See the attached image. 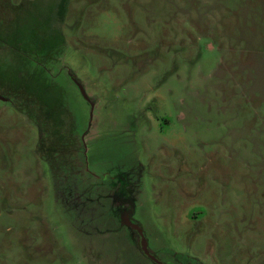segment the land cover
<instances>
[{
  "label": "rangeland",
  "instance_id": "rangeland-1",
  "mask_svg": "<svg viewBox=\"0 0 264 264\" xmlns=\"http://www.w3.org/2000/svg\"><path fill=\"white\" fill-rule=\"evenodd\" d=\"M125 219L264 264V0H0V264H154Z\"/></svg>",
  "mask_w": 264,
  "mask_h": 264
},
{
  "label": "water",
  "instance_id": "water-1",
  "mask_svg": "<svg viewBox=\"0 0 264 264\" xmlns=\"http://www.w3.org/2000/svg\"><path fill=\"white\" fill-rule=\"evenodd\" d=\"M75 83L80 87V88H82V86L80 85V83H78L77 81H75ZM129 225L133 228V229H135L138 233H139V235H140V240H141V248H142V251L145 253V255L147 256V257H149L153 262H155V263H157V264H163L160 260H158L155 256H153L151 253H150V251H149V247H148V241H147V239H146V237H145V234H144V232H143V230L139 227V226H137V225H135V224H133V223H129Z\"/></svg>",
  "mask_w": 264,
  "mask_h": 264
},
{
  "label": "flooded vegetation",
  "instance_id": "flooded-vegetation-1",
  "mask_svg": "<svg viewBox=\"0 0 264 264\" xmlns=\"http://www.w3.org/2000/svg\"><path fill=\"white\" fill-rule=\"evenodd\" d=\"M133 223V224H135V225H137V226H139L142 230H143V228H142V226L138 223V222H136V221H134V220H130V219H125V223H126V225L133 231V233L135 234V232H137L135 229H133L130 225H129V223ZM143 232H144V230H143ZM138 233V232H137ZM139 234V233H138ZM145 234V233H144ZM146 237V236H145ZM139 238H140V235H139ZM147 239V238H146ZM135 240H136V237H135ZM148 241V240H147ZM140 242H141V240H140ZM137 243V242H136ZM139 248L141 249V251H142V248H141V243H139ZM148 247H149V245H148ZM149 251H150V253L153 255V256H155L158 260H159V258L157 257V255L153 252V251H151L150 249H149ZM142 253L145 255V253L142 251ZM145 257H147L146 255H145ZM149 260H151L149 257H147ZM152 261V260H151ZM153 262V261H152ZM154 264H157V263H155V262H153Z\"/></svg>",
  "mask_w": 264,
  "mask_h": 264
},
{
  "label": "trees",
  "instance_id": "trees-1",
  "mask_svg": "<svg viewBox=\"0 0 264 264\" xmlns=\"http://www.w3.org/2000/svg\"><path fill=\"white\" fill-rule=\"evenodd\" d=\"M76 81L79 83L80 81L76 79ZM135 237H136V242L139 245L140 243V238H139V234L137 232H135Z\"/></svg>",
  "mask_w": 264,
  "mask_h": 264
}]
</instances>
